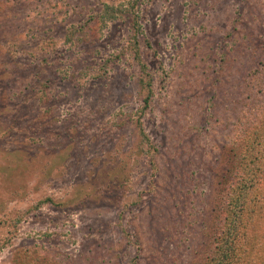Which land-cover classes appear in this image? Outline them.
Listing matches in <instances>:
<instances>
[{
	"label": "rangeland",
	"instance_id": "rangeland-1",
	"mask_svg": "<svg viewBox=\"0 0 264 264\" xmlns=\"http://www.w3.org/2000/svg\"><path fill=\"white\" fill-rule=\"evenodd\" d=\"M103 4L125 13L94 28ZM243 157H264V0H0V264H216Z\"/></svg>",
	"mask_w": 264,
	"mask_h": 264
},
{
	"label": "trees",
	"instance_id": "trees-1",
	"mask_svg": "<svg viewBox=\"0 0 264 264\" xmlns=\"http://www.w3.org/2000/svg\"><path fill=\"white\" fill-rule=\"evenodd\" d=\"M100 9L92 20L94 28L98 24L113 22L125 13L108 4H103ZM78 29L83 34V31ZM130 29L134 33L138 32L137 19L134 15L130 20ZM130 45L131 57L138 66L141 87L145 91V96L141 100V110L144 111L149 103L151 84L149 79L145 82L141 80V74H145V65L139 59L136 40ZM136 132L146 141L139 121H136ZM253 162L244 160L243 157V163L235 162L238 165L236 168H231L229 164L227 170L220 175L224 177L230 174L236 180L232 184H221V187L225 188L221 199V224L212 240L218 254L216 264H264V170L258 171L264 165V157L262 162H257L258 164ZM259 174L262 178L258 182L252 181ZM209 226L210 231L211 224Z\"/></svg>",
	"mask_w": 264,
	"mask_h": 264
}]
</instances>
